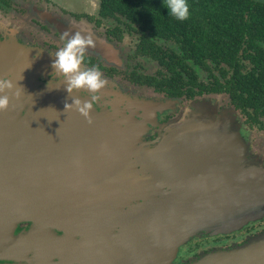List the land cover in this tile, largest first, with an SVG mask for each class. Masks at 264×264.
Segmentation results:
<instances>
[{
    "label": "water",
    "instance_id": "obj_1",
    "mask_svg": "<svg viewBox=\"0 0 264 264\" xmlns=\"http://www.w3.org/2000/svg\"><path fill=\"white\" fill-rule=\"evenodd\" d=\"M13 47L0 41V77L23 88L18 99L9 93V108L0 112L5 264H170L192 238L230 233L264 215L260 164L247 163L243 139L214 125L213 114L162 125L165 132L149 143L139 130L127 141L109 119L90 112L89 124L65 111L76 94L54 89L60 104L53 106L44 90L25 89L32 66ZM137 109L147 115L157 103L137 99ZM147 124L152 119L132 126ZM141 151L151 152L138 158L147 173L133 174L128 168ZM22 223L28 227L17 232ZM186 264H264V233Z\"/></svg>",
    "mask_w": 264,
    "mask_h": 264
},
{
    "label": "trees",
    "instance_id": "obj_2",
    "mask_svg": "<svg viewBox=\"0 0 264 264\" xmlns=\"http://www.w3.org/2000/svg\"><path fill=\"white\" fill-rule=\"evenodd\" d=\"M187 4L189 18L178 21L165 0H98L96 23L116 21V40L123 29L137 34L134 56L156 66L131 72L137 85L184 100L223 95L243 119L264 116V0Z\"/></svg>",
    "mask_w": 264,
    "mask_h": 264
},
{
    "label": "rangeland",
    "instance_id": "obj_3",
    "mask_svg": "<svg viewBox=\"0 0 264 264\" xmlns=\"http://www.w3.org/2000/svg\"><path fill=\"white\" fill-rule=\"evenodd\" d=\"M0 5H4L5 7L3 11L4 13L0 12V20H2L3 15L5 14L8 19L12 21V28L14 29V39H12V42L14 43V55L24 54L25 57H27V60H29L30 62L29 65L32 66L30 69L33 72L30 73L29 79L27 81L24 80L25 89L30 90L31 88L35 87L40 91L44 90L48 95L47 102L49 104H52L53 106H55V104L59 102V97L57 96V94L52 93L54 89L62 90L65 93V96H70L66 91V84L60 76L55 74V70L52 67L53 61L55 60V56L53 53L58 50H48L38 47L25 46L19 44L15 40L17 32L20 29L24 32L30 26L29 22H34V19H32V15H34L35 17V14H37L36 17L42 22H40V24L51 23L54 27V30L56 31V35H59L60 38L62 37L65 44L67 42L66 37H64V33L66 31H68L70 35L74 34L78 30L90 33L93 36L96 44L94 48H89L85 52V54L95 55L94 57L96 59L101 60L107 66H112L122 72L123 70L129 71L131 68H134L137 65L139 69L135 70L138 73H142L145 75L152 74L156 69V66L150 61L134 56V46L137 42V34H129L122 28V26H120V28L123 29V34L119 42H108L105 39L104 31L108 28L116 26V21L112 19L102 20L98 28H93L92 25L82 20L78 22L69 20L65 24L59 20L58 15L47 11L48 9H51L53 10V12L57 13L60 8H64L65 10H71L74 13H86L89 15H95L97 10V0H0ZM30 8L34 10L35 14L31 12ZM38 10H41L42 12ZM39 26L41 28L43 27L42 25ZM44 60L47 62V65H44V62H41ZM120 75L123 76L122 73ZM120 75L115 77L114 80H107L108 84L104 89L100 91V100L93 105V109L91 110V112L94 113L95 119L101 121H103V119H109L110 122L115 126V128H119L120 130H122L124 134L119 135H121L123 139L125 138V140L127 141L134 140L135 138H137V130H139L140 132H142L141 142L149 143L156 140V138L158 137V130L160 131L159 134L161 135L165 132L163 131L164 129H160V126L162 125H164L163 127H165L166 124L172 123L173 127L177 124L182 123V119H186L187 117L192 118V116L194 117L196 116V114H198L199 116L207 117H210L213 114L214 119L211 122L214 125L222 122L226 126L230 127V131H235L239 138L243 139V136H246L251 147L257 149L264 148V131L248 133L245 128L246 126L242 123V117H240L239 114H237L234 110L233 113L231 112L232 107L228 105V101L225 96L203 95L190 100L185 106H179L174 101H164L154 94L144 92L142 89L130 87L129 84L124 83L122 80H120V78H122ZM42 78H47L48 80L46 79L44 82H40V79ZM17 84H19V80H17ZM71 94H76V98H79L82 101L89 99L88 93L83 90L73 91V93ZM137 99L157 103V109H154L152 113H148L146 115L145 113L140 112L137 109ZM168 113H173V115L167 120L162 121V123H158L159 118L165 116ZM143 118L152 119V124H147L144 127L136 126V128L135 126H132L133 122H136L137 124V122L141 121ZM240 125H242V128L244 130L243 134L240 133ZM150 130L154 132L155 136L152 140H146L145 137L148 135ZM243 141L246 144L248 150V161L246 160L247 163L252 161L260 164V173L264 176V167L261 165L259 160L260 155H258V158H250V152L248 148L249 144L247 145V142L244 139ZM153 144L156 145V142H154ZM54 145L55 144H53V146ZM148 147L152 148V145L148 144ZM206 147L208 146L206 145ZM148 153L151 152L141 151L140 155L137 156V160L132 159V162L137 161V163H135L133 167L128 168V171H132L133 174H137L141 170L142 173H147L144 166L145 163L141 167V163H139L138 158L145 157L146 155H149ZM126 162L127 159L125 160V164ZM215 165L216 162L214 161V164L211 167H214ZM250 222L252 221H249L247 224H249ZM262 233H264V231ZM247 240L251 241L253 240V237H249Z\"/></svg>",
    "mask_w": 264,
    "mask_h": 264
},
{
    "label": "flooded vegetation",
    "instance_id": "obj_4",
    "mask_svg": "<svg viewBox=\"0 0 264 264\" xmlns=\"http://www.w3.org/2000/svg\"><path fill=\"white\" fill-rule=\"evenodd\" d=\"M6 1V0H4ZM66 3V2H65ZM98 3V0H97ZM68 4V3H67ZM5 7L4 5H0V12L4 13ZM31 12L34 13V10L30 8ZM44 10V9H43ZM42 12L41 10H38ZM46 11V10H45ZM50 13L56 14L59 16V20L63 23H67L69 20L73 22L78 21H84L90 25H92L93 28H98L100 26V23L102 20H100L99 24L96 23L97 14L95 15H89L86 13H74L73 11L65 10L64 8H60L57 13L53 12V10L48 9L47 10ZM37 16V14H35ZM35 16V17H36ZM34 15H32V19H34V22H29L30 26L23 32L21 29L17 32L16 35V41L25 46L30 47H38L43 49H57L65 46L64 39L59 37V35H56V31L54 30V27L51 23H43L40 24V20ZM39 17V16H38ZM40 18V17H39ZM105 20V19H103ZM28 23V24H29ZM42 23V22H41ZM25 24V25H28ZM39 25H42L41 28ZM113 29L108 28L104 31V37L105 39L109 41L119 42L121 40V36L123 34V31L120 35V39L116 40V37L109 33V31ZM49 31V33H48ZM11 38V39H10ZM14 39V29L12 28V21L8 19V17L4 14L2 20H0V41H13ZM93 54H85L84 63L82 65V68L89 69L93 67H99V69L102 72V78L106 80H114L115 77L119 76L121 73L123 76L120 78L124 83L129 84L130 87L136 88V89H142L144 92H147L149 94H154L161 100H175L177 101V105L179 106H185L190 100L197 98H191L184 100L183 98H172L167 97L165 94L155 91L152 88H147L145 86H139L137 85V82L131 81V72H137L135 69H137V65L134 68H131L128 70H123L122 72L117 70L116 68L112 66H107L104 62H102L99 59H96ZM137 57V56H135ZM47 78L40 79V82H44ZM48 80V79H47ZM149 97V96H147ZM200 97V96H198ZM229 105V104H228ZM236 112V111H235ZM238 114V112H236ZM173 113H168L165 116H162L159 118L158 123H162V121L167 120L169 117H171ZM240 116V115H239ZM256 114H252L249 119H243L242 123L246 126V131L248 133L250 132H263L264 131V116L262 117H255ZM152 129V128H151ZM243 128L242 125H240V133L243 134ZM155 136L154 132L152 130L149 131L148 135L145 137L146 140L153 139ZM243 139L247 142V145L249 144V141L247 140L246 136H243ZM249 148V157L253 159V157L259 156V160L261 165L264 167V148L257 149L254 147H251V145H248ZM140 155V152H137V156ZM28 227V224L22 223L17 226V232L21 229H25ZM264 231V215L258 219L250 222L249 224L242 226L239 230L234 231L230 234H224V235H217V236H201L199 238H192L187 243L181 245L172 260L170 264H186L188 261H191L192 259L196 258L201 253H207L214 250H227L234 248L236 246L242 245L246 243L249 237H254L256 235L261 234ZM16 232V231H15ZM6 263V261H1L0 264Z\"/></svg>",
    "mask_w": 264,
    "mask_h": 264
},
{
    "label": "clouds",
    "instance_id": "obj_5",
    "mask_svg": "<svg viewBox=\"0 0 264 264\" xmlns=\"http://www.w3.org/2000/svg\"><path fill=\"white\" fill-rule=\"evenodd\" d=\"M165 7L168 8L169 14L178 21H185L189 18L187 0H165ZM82 33L87 32L78 30L71 35L68 31L64 33L67 42L64 47L53 53L55 60L52 67L55 74L60 76L66 84L68 95L73 91L81 90L88 93V100L82 101L79 98H73L71 103H65L64 110L77 111L91 124L93 121L90 112L93 105L100 100L99 93L107 86L108 81L102 78V72L98 66L89 69L82 68L85 52L89 48H94L96 44L90 33ZM21 90L23 88L17 86L9 77H0V112H6L9 108V93H11L12 98L18 99Z\"/></svg>",
    "mask_w": 264,
    "mask_h": 264
}]
</instances>
